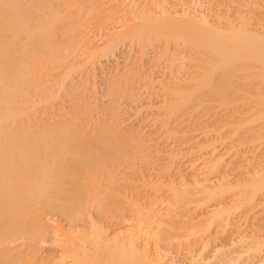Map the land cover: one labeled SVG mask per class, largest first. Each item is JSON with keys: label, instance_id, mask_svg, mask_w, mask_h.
<instances>
[{"label": "rangeland", "instance_id": "374dc122", "mask_svg": "<svg viewBox=\"0 0 264 264\" xmlns=\"http://www.w3.org/2000/svg\"><path fill=\"white\" fill-rule=\"evenodd\" d=\"M135 1L138 5L137 9L133 6L134 0H97L98 7L92 9L89 6V0H82L84 15L81 22L75 24L72 22L73 25L69 27H66L63 21L56 23L60 42L58 51L47 48L44 53H41L42 58L34 65V71L30 75L32 79L21 86V97L27 99L29 106L27 111L33 113L36 121L3 127L7 131L5 135L0 136V147L7 143L8 148H15L14 145L18 146L20 139L28 143L30 147L32 145L31 149H38L40 154H43L45 150L54 154L64 165L68 164L70 167L58 176V178L61 177L57 184L59 189L50 190L51 193H48L49 197H46L43 204L32 206L33 213L40 215V220L37 221L42 222L43 227L40 223L38 225L32 223L30 232L13 240L12 246L9 243V250L11 247L13 249L8 251L7 255L11 260L8 264H38L39 262L51 264L54 260L55 263L52 264H69L68 262L72 259L66 254L64 256L68 258L60 261L64 251L58 241L59 235L63 234L61 232L71 233L72 228L83 233L87 231L90 239L86 241V248L88 246L93 248L94 244L96 246V240L99 243L101 239L100 234L97 233L99 230L96 229L94 232L93 229L96 227L94 228L91 224L96 221L103 224L113 237H117L121 232L123 235L128 228L137 230L138 226L141 229L150 224L154 227L155 223L139 218V210L144 208L149 211L163 212L165 216L170 217L169 219L172 216V219L176 221L173 220L172 223L166 218L170 222L165 220L168 224H163L161 230L159 229V240L149 238L147 241L143 238L140 241L144 246L149 244L148 249L154 254L155 259H160L158 261L160 264H264L263 261L259 262L264 257V245L260 253L246 251V248L251 245L255 246L252 243L255 234L253 225L259 219L264 221V212L259 218V215L254 214L257 210H254L253 214L247 217L246 208L242 207L233 215L230 214V217H233L230 219L232 225L229 224L228 227L224 225L227 229L221 228L222 225L215 222L209 232L203 234L198 231L191 232L190 227L183 225L186 219L183 220L176 214L184 211L193 212L191 215L190 213L186 215L196 219L197 223L200 221H198L199 217L201 220L203 217L206 219L207 216V219H210L216 208L222 210V206L226 203L231 209L232 201H237H234L235 198L240 200V197L243 199L245 195H248L249 190L246 187L245 189L234 187L235 189L228 190L229 192H216L210 198L200 192L197 193L199 199L196 202L184 206L185 199L176 195L177 192L184 190L183 188L181 190L182 186L176 192L173 189L174 192H172L167 187V189L160 187L162 179L166 180L170 175V178L177 177L179 181L190 179L192 173L199 168L192 165L194 156L184 153L195 141L205 139L204 129H191V126H185L183 138L178 145L174 137L162 127V121L167 113L166 102L170 97H175L173 95L175 93H172L173 96L167 93V87L173 82V77L177 73L186 75L191 70L201 71L202 69L203 71L207 62L196 64L194 60L190 61L188 58L183 60L182 57L185 54L188 55L187 52L192 53L197 50L195 47L190 49L186 45L182 46L178 43L180 41L172 37L162 39L153 37L140 42L133 34L124 32L130 23L139 24L142 21V9H149L155 12V15L159 12L161 15L167 9L180 20L184 17V9L189 10L190 4L200 11L205 10L210 15H214L217 10L226 15L228 13L237 15L240 11L238 9H242L243 12L246 9L251 11L255 5L253 3L246 5L245 0ZM261 1L264 3V0ZM57 7L62 10V15L69 12L65 5L57 4ZM254 13L253 15H256ZM238 15L240 16V13ZM82 30L86 33L82 34ZM88 35L93 40L92 45ZM29 39L30 37L23 34L20 42L33 49ZM110 44L114 49L111 52L108 48ZM88 45L94 47L96 49L93 48L94 51L103 52L100 53V63L94 69L88 59L90 54ZM175 52L180 55V58L171 63L169 53ZM199 53H201L200 50L195 54ZM192 65L195 67L193 68ZM52 72L54 74L49 75ZM51 78L53 80H50ZM215 83L222 87L223 92L203 88L199 97L189 98L181 105L182 111L186 114L179 124L198 121L200 125H203L228 121L232 118V112L229 111L230 101H235L236 95L221 79L215 80ZM227 91L231 94L227 95ZM180 96H183L182 93ZM118 117L126 121L124 122L126 126L121 129L115 126ZM217 117L219 119L214 121ZM157 120H159L158 123L155 122ZM8 129H14L17 133L12 134ZM125 133L129 135V138H126ZM130 138L135 140L132 141ZM182 141L187 142L181 145ZM234 143L229 141L227 145L233 146ZM174 148L180 153V157L169 164V152ZM199 163L200 161L197 162ZM230 165L233 166V164ZM179 174L181 177L178 178ZM247 175L248 173L244 170H237L230 178L233 183L243 182ZM143 176L152 184L148 186L140 184L143 188L139 189L131 187L132 181H135L137 185L141 183ZM140 179L141 182L138 181ZM181 205L182 207H179ZM63 206L67 208L63 209ZM262 207L264 205L258 210ZM173 216H176L177 220ZM181 225L184 227L181 228ZM55 228L61 231L55 232ZM93 233L98 234L99 238L97 235L92 237ZM207 234L211 236V242L205 241L206 236L209 238ZM240 234L246 235L245 238ZM258 235L264 238V233ZM237 236L243 239L239 238L241 240L239 241L235 238ZM3 247L6 248V245H0L2 253ZM82 250V248L79 250L80 255L85 254V249ZM28 251L34 252L35 255L30 254L32 259L26 260L28 255H25ZM162 256L164 258L161 260ZM100 258L99 262L104 260Z\"/></svg>", "mask_w": 264, "mask_h": 264}, {"label": "bare ground", "instance_id": "6f19581e", "mask_svg": "<svg viewBox=\"0 0 264 264\" xmlns=\"http://www.w3.org/2000/svg\"><path fill=\"white\" fill-rule=\"evenodd\" d=\"M89 1V6L92 9L98 7L97 0ZM133 3L134 8L136 7L135 9H137L136 1L134 0ZM245 3L246 5L253 3L255 8H252L251 11L244 9V12L242 9H238L240 10L238 12L240 16L238 13L237 15L230 13L226 15L218 10L214 15H210L205 10L200 11L190 4L188 5L189 10H187L188 8L184 9V17L180 20L167 9L161 15L160 12L159 14L157 13L158 16L149 9H142L143 19H141L142 21L139 24L130 23L126 28L124 26V32L133 34L140 42L150 40L153 37L157 39L172 37L174 40L180 41L178 43L182 46L186 45L190 49L195 47L197 50L192 53L187 52L188 55L185 54L182 57L183 60L188 58L190 61L194 60L193 62L196 64L198 62H207L205 69L203 71L201 69L202 72L200 70H191L187 74L185 73L186 75L177 73L173 77V82L170 85L168 84L167 93L175 97H170L166 102L167 115L165 114V119L162 121V127L174 137L175 143L178 145L183 138L185 126H191V129H204L205 139L195 141L187 149L188 151L184 153L185 155H193L192 165L199 166V168L192 173L190 179L179 181L180 179H177V177L176 179L170 178V175L166 180L162 179L160 187H167L172 192H176L182 186L181 190L182 188L184 190L177 192L176 195L178 194L185 199L183 206L196 202L199 199L197 193L200 192L210 198L216 192L223 193L235 188L243 187L245 189L246 187L249 190L248 195H245L246 198L244 196L245 199L240 197V200L235 198L234 201H237H232L233 206L231 203V209L230 205L225 203L226 206L223 205L222 210H219V208L215 209L216 211L211 214L212 217L210 219H207V216L206 219L203 217L202 221L199 217L198 221L200 220V223H197L196 219L194 220L191 216L188 217L193 212L176 213L183 220L186 219L183 225L190 227L191 232L198 231L202 232L201 234L209 232L210 227L213 224L215 225V222L220 226L222 225L221 228L225 229L229 224L232 225L230 219H233V217L230 216L242 207L246 208L245 215L247 217L251 213L253 214L254 210L258 211L254 214L256 216L259 215V218L262 216L260 214L264 212V207L261 208L263 210H258L259 207L264 205V3L261 0H245ZM57 4L65 5L69 12L66 15H62V10L57 7ZM83 7L82 0H0V136L5 135L7 131L3 127H11L35 120L33 113L27 111L29 108L27 99L21 97V86L32 79L30 75L34 71V65L42 58L40 56L41 53H44L47 48L55 52L58 51L60 42L57 36L56 23L63 21L66 27L80 23L84 15ZM255 11L259 12L256 13ZM254 12L256 15L258 14L257 17H254L256 16L253 15ZM223 19H226V21H223ZM72 22L74 23L71 24ZM84 31L82 34L86 33ZM23 34L30 37L29 40L33 49L24 46L20 42ZM89 36L88 39L92 40L91 36L90 38ZM90 42L92 45L93 40ZM111 44L108 45L110 52L114 50L112 48L115 46V43H113L111 48ZM91 45H88L90 51L88 59H90L94 69L100 63V53L103 52L94 51V47H91ZM199 50L201 53L195 54ZM179 56L176 52L169 53V62L174 63L176 59L180 58ZM53 74L52 72L49 75ZM152 79H150L151 82H153ZM219 79L231 87L236 95L235 101H230L229 111L232 112V118L228 121L203 125H200L198 121L179 124L186 114L182 111L181 105L189 98L199 97L203 92V88H207L209 91L218 90L223 92L222 87L215 83V80ZM50 80L53 79L51 78ZM172 93L175 94L172 95ZM181 93L182 97L180 96ZM226 94L229 95L231 93L227 91ZM177 95L179 97H176ZM118 118L115 126L121 129L126 126L124 125L126 121H123V118ZM218 119L219 117L215 118L214 121ZM158 121L155 122L158 123ZM37 123L39 122L37 121ZM64 125L66 124L64 123ZM8 130L12 134L17 133L14 129ZM126 136V138H129V135ZM130 136L132 137V135ZM130 139L132 141L135 140L133 138ZM136 140L139 139L136 138ZM229 141L235 142L234 145L228 146L227 143ZM18 142V146L14 145L16 146L15 148H8L6 146L7 143L0 147V245H6V248L3 247L4 250L2 249L4 252H0V264H8L11 261L9 255H7L12 248L9 250V243L12 246L13 240L22 237L28 231L30 232L32 223L34 225L40 223L42 226V222L37 221L40 220V215L33 213L32 206L43 204L47 199L48 193L50 194L51 191L59 189L57 184L60 182L61 177L58 178V176L63 170H69L70 167L68 164L64 165L54 154H50L46 150L43 154H40L38 149H31L32 145L30 147L25 141L19 139ZM185 142L187 141H182L181 145ZM78 155L83 154L78 153ZM169 155V164L172 160L175 161L176 158L180 157V153L175 148L169 152ZM198 161H200L199 164H197ZM230 164H233V166ZM237 170H244L248 175L243 182L233 183L230 176ZM179 176L181 177V174L178 175V178ZM145 178L144 176L141 177L142 182L141 179L138 180L141 182L138 185L137 183L135 184V181H132L131 184L133 183L135 186H132V184L131 187L139 189L140 187L143 188V185L152 184ZM248 190L246 191L248 192ZM219 206L221 207V205ZM179 207H182V205ZM64 208L66 209L67 207L63 206ZM139 211V218L149 223H155L154 227L150 224L141 229L138 226L137 230L136 228H128L129 231L126 229V232L123 231V233L125 232L123 235H121V232L117 237H113L110 236L111 234H109L103 224L101 225L99 224L100 222L97 223L96 221L91 223L94 228L96 227L92 229L95 230L94 232H96V229L99 230L97 233L100 234L101 239L99 243L96 240L98 244L96 243V246L94 244L93 248H89V246L87 247L88 249L86 248V241L90 239V234H87V231L83 233L70 228L71 233L67 234L68 231L65 229L67 232L64 233L63 229V232H61L63 233L62 236L59 235L60 240L58 239L59 237L57 238L62 246L61 249L64 250L62 252L63 256L62 253L60 254L62 256L60 261L71 257L72 260L68 262L69 264H100L103 261H105L104 264H160L158 262L160 259H155L153 257L154 254L148 249L149 244L147 247L140 241L143 238L147 241L149 238L159 240V229L161 230V226L168 224L170 221L172 222L174 219H172V216L169 219L170 217L165 216L163 212L159 213L152 210L151 212L146 208ZM186 213L190 214L186 215ZM251 217L253 218V215ZM166 218L170 221L168 222ZM165 220L168 223H165ZM204 220H206L205 223H203ZM259 221H254L255 225L253 226L255 228H252L255 234L253 233V242L252 240L251 242L255 246L251 245V247L246 248V251L251 253L263 251L264 238L263 236L260 238L258 234L264 233V221L262 222L261 219ZM184 226L181 225V228ZM56 228L55 232L59 230ZM59 228L61 229L62 227ZM93 234H91L92 237L96 235L98 237V234ZM209 235L208 237L210 238L211 236ZM240 235L242 237L244 234ZM209 238L206 236L205 239L207 240L205 241L211 242L212 239ZM235 238L239 240L240 236ZM226 241L225 243H228ZM225 243L224 245H227ZM81 248L85 249L84 255L79 253ZM32 253L34 252H27L25 256L28 255V259L26 258V260L32 259L30 258ZM64 254L68 255V257L65 258ZM104 256H107V259ZM99 258L100 260L104 258V260L99 262ZM163 258L164 256H162L161 260ZM262 261L264 263V257L259 262ZM38 264L42 263L39 262Z\"/></svg>", "mask_w": 264, "mask_h": 264}]
</instances>
